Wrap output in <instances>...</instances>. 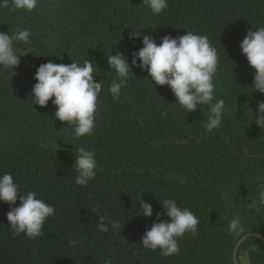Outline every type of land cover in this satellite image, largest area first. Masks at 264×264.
<instances>
[{"label": "trees", "instance_id": "1", "mask_svg": "<svg viewBox=\"0 0 264 264\" xmlns=\"http://www.w3.org/2000/svg\"><path fill=\"white\" fill-rule=\"evenodd\" d=\"M261 25L264 0H168L159 15L142 0H38L30 12L0 8V31L31 32V43L14 44L18 53L31 52L17 67L0 69V175L11 173L23 191L55 208L44 234L29 239L12 234L10 205L0 201V264H104L107 258L112 264H264V209L249 208L264 184V129L250 121L264 94L253 92L254 69L239 48L247 31ZM186 31L207 36L217 49L214 96L225 109L221 127L211 132L202 127L210 105L187 114L167 85L151 83L139 67H132L118 99L109 92L116 76L107 68L109 53L121 52L131 66L144 35L159 44L164 35ZM88 59L102 89L93 132L75 139L73 128L54 117L51 100L33 105L29 93L40 64ZM80 146L95 153L98 165L86 186L74 182ZM139 198L152 205V216L140 214ZM164 198L200 221L195 234L178 240L179 253L167 257L139 241ZM18 205L19 199L11 206ZM94 208L119 220L121 234L99 231ZM234 217L241 220L239 234L228 230Z\"/></svg>", "mask_w": 264, "mask_h": 264}, {"label": "clouds", "instance_id": "2", "mask_svg": "<svg viewBox=\"0 0 264 264\" xmlns=\"http://www.w3.org/2000/svg\"><path fill=\"white\" fill-rule=\"evenodd\" d=\"M142 2L153 15H159L168 7V0ZM37 5L38 0H0V8L11 7L29 12ZM254 28L255 31H247L239 43V48L248 65L254 69L251 84L253 92L264 94V25ZM30 38L31 32L27 28L17 27L7 33L0 31V69H13L19 65L20 57L31 52V49L18 53L14 44H29ZM142 45L132 53L131 66L128 58L119 51L114 55H107V68L114 70L116 74L109 87L113 98L118 99L121 89L127 86L130 74H133L132 67H139L148 73L151 83L154 81L159 86L167 85L175 97V103L182 106L187 114L195 112L201 105H210L211 115L202 127L208 132L219 129L225 101L214 96L213 76L218 70L219 58L217 49L211 45L207 36L192 31L177 36L167 34L157 44L154 37L144 35ZM94 74L91 59L84 60L83 64L74 61L70 64H57L52 61L40 64L33 77L36 82L29 93L33 105L46 107L51 100L55 106L54 117L61 122H67V126L73 128L75 139L91 134L96 123L98 94L102 89L101 82L94 81ZM250 121L264 129V101L257 102ZM74 156L73 168L77 173L74 182L86 186L97 174L95 153L80 146ZM257 189V195L251 200L249 208L259 213L264 209V184L258 185ZM37 197L35 191H23L11 173L0 175V201L10 205L5 215L14 236L24 234L29 239H35L44 234L43 226L55 214V208ZM17 199L19 205L12 207ZM159 201L162 212L156 213L157 220L146 228L139 241L142 247L153 251L159 249V254L167 257L179 253L178 240L186 232L195 234L200 221L188 208L180 207L175 199L164 198ZM137 203L139 210H142L140 214L145 217L153 215L149 202L139 198ZM93 213L99 217L96 224L99 231L108 232L110 227L114 234H121L123 224L119 220L107 212L102 214L99 208H94ZM161 215L168 219H160ZM228 230L236 234L243 231L239 217L231 219ZM76 243L75 240L69 241L70 246ZM104 264H112L111 258L105 259Z\"/></svg>", "mask_w": 264, "mask_h": 264}, {"label": "water", "instance_id": "3", "mask_svg": "<svg viewBox=\"0 0 264 264\" xmlns=\"http://www.w3.org/2000/svg\"><path fill=\"white\" fill-rule=\"evenodd\" d=\"M255 235H257V234H255ZM258 236H259V235H258ZM260 237L264 240V238H263L262 236H260ZM241 240H242V238L239 240V242H240ZM239 242H238V243H239ZM236 249H237V247H235V248H234V251H233V259H234L235 262H236V257H235V255H236V251H237ZM236 264H237V263H236Z\"/></svg>", "mask_w": 264, "mask_h": 264}, {"label": "rangeland", "instance_id": "4", "mask_svg": "<svg viewBox=\"0 0 264 264\" xmlns=\"http://www.w3.org/2000/svg\"><path fill=\"white\" fill-rule=\"evenodd\" d=\"M238 245H236V247H237ZM242 261H244V259L242 260Z\"/></svg>", "mask_w": 264, "mask_h": 264}]
</instances>
